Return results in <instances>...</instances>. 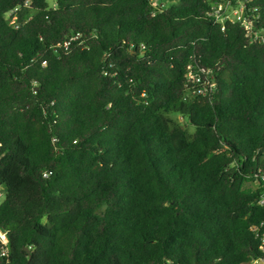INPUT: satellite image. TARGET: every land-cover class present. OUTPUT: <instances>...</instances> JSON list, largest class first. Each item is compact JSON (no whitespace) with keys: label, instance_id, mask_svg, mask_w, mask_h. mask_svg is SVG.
<instances>
[{"label":"trees","instance_id":"trees-1","mask_svg":"<svg viewBox=\"0 0 264 264\" xmlns=\"http://www.w3.org/2000/svg\"><path fill=\"white\" fill-rule=\"evenodd\" d=\"M214 1L162 0L152 17L150 0H0V229L13 264L264 258L252 230L264 223V45L222 31ZM20 6L15 29L5 14ZM251 6L264 22V0ZM73 33L88 47L53 48ZM191 63L214 71L211 98L183 99ZM251 179L261 188L243 190Z\"/></svg>","mask_w":264,"mask_h":264},{"label":"built area","instance_id":"built-area-1","mask_svg":"<svg viewBox=\"0 0 264 264\" xmlns=\"http://www.w3.org/2000/svg\"><path fill=\"white\" fill-rule=\"evenodd\" d=\"M173 2V0H168ZM252 0H216L211 3L209 10V17H211L214 23L219 24L222 31H225L227 24H235L242 27L245 32V36L250 44L264 45V22L261 21V15L258 13L257 7L251 6ZM154 11L152 17H156L163 11L165 5L162 0H150ZM32 3L27 1L24 7L31 8ZM23 10V7H17L10 10L5 14V18L8 23L15 29L20 28L19 14ZM86 34L73 33L68 36L63 42L53 46L54 49L70 50L74 45L78 47L87 48L88 45L85 42ZM144 48V45H141ZM46 65V62H44ZM186 87L183 99L185 101L193 100L199 97L211 98L217 91V84L215 81V74L211 68H204L193 63L186 66ZM143 97H146L145 93H142ZM52 176V172H44V178L48 179ZM264 181V176H263ZM256 183V187L251 188L249 184ZM261 188V183L258 179H251L244 183L242 187L245 191H255ZM7 197V191L4 188H0V203ZM260 205H264V195L259 201ZM255 232L256 238L261 242L260 250L264 254V223L260 226L252 227ZM9 238L8 234L0 229V259L3 260V264H13L9 259ZM250 264H264V258H257L252 260Z\"/></svg>","mask_w":264,"mask_h":264},{"label":"rangeland","instance_id":"rangeland-1","mask_svg":"<svg viewBox=\"0 0 264 264\" xmlns=\"http://www.w3.org/2000/svg\"><path fill=\"white\" fill-rule=\"evenodd\" d=\"M50 7H54L56 6V0H47ZM164 4V2H162ZM168 3H171V2H167V5ZM170 118L173 120V122L178 125V126H181L185 129H187L188 133H189V136L192 137V135H194L195 131H196V128L190 124L189 120L187 118H184V117H181V116H178V115H171ZM250 186H253L251 188H254L256 187V183H252V184H249Z\"/></svg>","mask_w":264,"mask_h":264},{"label":"water","instance_id":"water-1","mask_svg":"<svg viewBox=\"0 0 264 264\" xmlns=\"http://www.w3.org/2000/svg\"><path fill=\"white\" fill-rule=\"evenodd\" d=\"M26 251L28 252V249H26Z\"/></svg>","mask_w":264,"mask_h":264}]
</instances>
